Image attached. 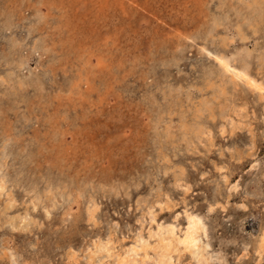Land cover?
I'll use <instances>...</instances> for the list:
<instances>
[{
    "label": "rangeland",
    "instance_id": "374dc122",
    "mask_svg": "<svg viewBox=\"0 0 264 264\" xmlns=\"http://www.w3.org/2000/svg\"><path fill=\"white\" fill-rule=\"evenodd\" d=\"M0 52V264H116L186 212L206 258L165 264H264V90L216 58L264 83V0H0Z\"/></svg>",
    "mask_w": 264,
    "mask_h": 264
},
{
    "label": "bare ground",
    "instance_id": "6f19581e",
    "mask_svg": "<svg viewBox=\"0 0 264 264\" xmlns=\"http://www.w3.org/2000/svg\"><path fill=\"white\" fill-rule=\"evenodd\" d=\"M84 4V3H83ZM7 7V6H6ZM110 8V7H109ZM254 9V8H253ZM111 10V9H110ZM3 13V11H2ZM10 14V12H9ZM17 15V14H15ZM14 16V15H13ZM16 17V16H15ZM37 20V18H36ZM2 21V20H1ZM5 21V20H4ZM3 21V22H4ZM35 21V20H34ZM11 22V21H10ZM95 22V21H94ZM23 23V22H22ZM33 23V22H32ZM17 24V23H16ZM31 24V23H30ZM29 24V25H30ZM3 25V24H2ZM11 25V24H10ZM21 25V24H20ZM32 25V24H31ZM38 25V24H37ZM42 25V24H41ZM16 27V26H15ZM18 28V27H17ZM20 28V27H19ZM25 28H27L25 26ZM40 28V27H39ZM14 29V28H13ZM38 30V29H37ZM2 35V34H1ZM17 35V34H16ZM15 35V36H16ZM242 35V32H241ZM13 36V34L11 35ZM244 37V36H243ZM7 38V36H6ZM13 39H17L12 37ZM11 39V38H10ZM18 40V39H17ZM12 41V40H11ZM15 42V40H14ZM12 43V42H11ZM15 44V43H14ZM13 47V46H12ZM16 50V49H15ZM14 50V51H15ZM20 50V49H19ZM13 51V52H14ZM17 51V50H16ZM1 53V52H0ZM3 54V53H2ZM11 54V53H10ZM216 58L219 60V63L221 65H223V68L228 71L231 72L232 76L245 81L248 85L250 86H255L256 90L257 89H261L264 90V83L261 80H258L257 77L253 76L248 70V67L245 66H235L230 59L226 56V55H219L216 54ZM14 61H16L14 59ZM250 61V60H249ZM3 62V61H2ZM1 62V63H2ZM11 62V61H10ZM17 62V61H16ZM263 62V61H262ZM0 63V64H1ZM241 63V62H240ZM19 64V63H18ZM257 66V65H256ZM222 67V66H221ZM251 70V68H250ZM11 71V70H10ZM222 71V70H221ZM13 72V70H12ZM20 72V71H19ZM223 72V71H222ZM222 75H224L222 73ZM19 78V77H18ZM224 78V77H223ZM231 81V80H230ZM234 81V80H233ZM237 82V81H236ZM242 82V81H240ZM228 83V82H227ZM238 85V84H237ZM219 86V85H218ZM239 86V85H238ZM254 87V88H255ZM240 88V87H239ZM220 125V124H219ZM159 132V131H158ZM196 133V131H195ZM64 154V153H63ZM1 179V178H0ZM6 184L2 181H0V189H4L3 187ZM9 189V188H8ZM78 195V194H77ZM5 199V198H4ZM36 199V198H35ZM92 202V201H91ZM90 209V208H89ZM154 216V215H153ZM155 217V216H154ZM154 219V218H153ZM186 221H187V225L184 228V232L182 235H178V233L176 232V226L175 224H168V225H164V224H159L157 226V229L155 230V235L158 237V244L156 245L157 247L155 248L150 246L151 244L147 241V239H142L140 238V241L131 245L127 251H125V254L121 255V254H116V264H150L149 259H153L155 261V263H151V264H156L160 263V264H165L166 261L170 260L171 262V249L172 247H174V244L176 242V244H181L184 246L185 249H190L192 250L191 253L193 254V256L196 257V259L198 261H201V258H203V246H202V241L204 238L203 235L207 234V225L204 221V219L197 214L194 213H190V212H186ZM151 231V230H150ZM178 231V230H177ZM183 230H181L182 232ZM154 232V231H153ZM153 235V234H152ZM139 236V235H138ZM141 236V235H140ZM153 237V236H152ZM156 239V238H155ZM139 240V239H138ZM151 240V239H150ZM262 242H261V246L262 248H264V235L262 237ZM112 241V240H111ZM206 245L205 248H209L210 247V243L204 244ZM108 246V245H107ZM105 246V247H107ZM151 247V249L154 250V252L156 253V256L153 255V257L150 255L149 253V248ZM180 246V245H179ZM103 247V246H102ZM178 248V247H177ZM204 248V249H205ZM99 249V248H98ZM103 249V248H102ZM101 250V249H100ZM106 250V249H105ZM176 250V249H174ZM173 250V251H174ZM184 250V249H183ZM264 250V249H263ZM102 251V250H101ZM104 251V250H103ZM108 253V250H106ZM172 251V252H173ZM110 252V251H109ZM116 253V252H115ZM105 255V254H104ZM262 255V254H261ZM37 256V255H36ZM205 256V255H204ZM114 258V257H113ZM206 258V257H204ZM203 258V259H204ZM11 260V259H10ZM115 261V260H114ZM35 262V261H34ZM17 263V262H16ZM39 263V262H38ZM168 263V262H167Z\"/></svg>",
    "mask_w": 264,
    "mask_h": 264
}]
</instances>
